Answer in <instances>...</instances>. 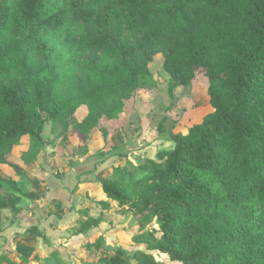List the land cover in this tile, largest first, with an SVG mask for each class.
Here are the masks:
<instances>
[{
	"label": "trees",
	"instance_id": "obj_1",
	"mask_svg": "<svg viewBox=\"0 0 264 264\" xmlns=\"http://www.w3.org/2000/svg\"><path fill=\"white\" fill-rule=\"evenodd\" d=\"M157 53L171 77L204 72L212 111L153 157L113 168L103 194L137 219L154 214L139 241L173 262L264 264V0H0V163L81 105L82 132L116 117ZM98 264L164 263L117 248Z\"/></svg>",
	"mask_w": 264,
	"mask_h": 264
},
{
	"label": "rangeland",
	"instance_id": "obj_2",
	"mask_svg": "<svg viewBox=\"0 0 264 264\" xmlns=\"http://www.w3.org/2000/svg\"><path fill=\"white\" fill-rule=\"evenodd\" d=\"M162 65L163 54H155L116 117L102 115L82 132L87 108L81 105L65 120L46 121L38 137L23 135L7 154L0 163V255L5 256L0 264H98L117 248L180 264L139 241L140 233L157 228L155 215L137 219L107 199L99 182L113 168L125 172L126 163L137 165L172 146V136L186 134L212 111L201 69L187 80L169 76ZM89 217L96 218V226L77 234L78 221ZM32 225L47 239L31 235ZM98 234L103 236L99 248L87 249L85 243Z\"/></svg>",
	"mask_w": 264,
	"mask_h": 264
}]
</instances>
